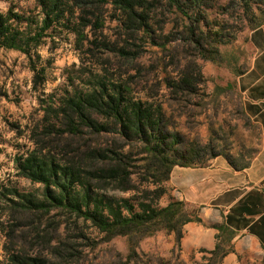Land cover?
<instances>
[{"label": "trees", "instance_id": "obj_1", "mask_svg": "<svg viewBox=\"0 0 264 264\" xmlns=\"http://www.w3.org/2000/svg\"><path fill=\"white\" fill-rule=\"evenodd\" d=\"M237 1L252 18V29L264 25V0ZM218 2L36 0L40 7L39 19L13 8L0 11V47L27 55L35 89L46 80V67L39 63L40 47L48 37L56 34V30L74 33L81 46L85 42L88 44L90 52L99 48L129 63L143 54L144 40L149 38L164 47L169 42L182 40L201 58L220 64L224 61L220 45L231 43L236 34L228 31L227 25L208 18L207 9L219 6ZM107 6L112 7L111 16L119 21L122 35H125L124 43L120 39H109L99 31L105 26ZM163 6L175 9L187 22L179 33H168L159 43L154 36L153 20L154 13ZM111 74L106 67L89 69L87 77L82 79L83 87L78 88L72 81L73 88L66 89L64 94L55 97L50 93L43 99V115L32 130L35 147L17 157L15 162L18 174L43 184V191L36 195L14 187L9 189L12 196L7 200L13 213L40 221L34 226L37 238L60 260L42 253H30L24 248H10L7 264H67L69 258L76 256L74 243L56 236L63 221H52L53 211L69 214L74 217L75 224L80 220L90 222L104 234L105 240L126 236L132 253L143 238L160 230L174 232L181 245L185 224L200 222L201 217L197 208L190 210L185 201L173 196L166 205L159 204L167 190H171L167 180L173 167L203 164L224 155L233 167L243 169L257 153L258 149H252L247 154L239 152L233 156L224 148L215 149L210 144L181 148L178 133L167 129L168 119L162 105L135 92L132 74ZM203 80L201 70L195 65L185 70L179 79L168 80L167 84L176 93H196ZM135 144L140 145L139 152L132 151ZM205 152H208L207 157H204ZM109 189L131 192V195L109 194ZM45 216L48 222L41 228ZM219 229L224 230V227ZM76 237L87 244L99 242L83 233ZM56 238L60 239L59 244L52 245ZM226 240L227 237H222L212 250L201 249L210 254L206 264L214 260L222 264L225 256L234 251L225 246ZM60 245H64V249Z\"/></svg>", "mask_w": 264, "mask_h": 264}, {"label": "rangeland", "instance_id": "obj_2", "mask_svg": "<svg viewBox=\"0 0 264 264\" xmlns=\"http://www.w3.org/2000/svg\"><path fill=\"white\" fill-rule=\"evenodd\" d=\"M218 3L219 6L207 9L208 18L227 25L228 31L236 34L231 43L220 45L224 57L220 64L201 58L190 44L182 40L169 42L164 47L149 38L144 40L143 54L129 63L99 48L90 52L88 44L85 42L81 46L74 33L56 30V34L48 37L40 47L39 63L46 67V80L35 89L27 55L0 47V264H7L10 248H24L30 253H42L60 260L37 238L34 226L40 221L36 217L32 219L13 213L8 208L7 199L12 196L9 189L14 187L21 192L41 195L43 184L19 175L16 158L35 147L32 130L43 115V99L47 94L53 93L55 97L64 94L66 89L73 88L72 81L78 88L83 87L82 79L87 77L89 69L106 67L112 76L132 74L135 92L162 105L168 119L167 129L178 133L181 148L210 144L235 156L260 147L261 133L247 115L243 95L235 83L239 72L253 65L261 51L252 38L255 30L250 26L252 18L244 13L242 3L237 0H219ZM254 7L259 13L257 6ZM10 8L34 19L40 17L36 0H0V11L6 12ZM105 13V26L99 31L109 39H120L124 43L125 35H122L119 21L111 16L112 7L107 6ZM186 22L175 9L160 7L154 13L155 39L163 42L166 34L179 33ZM86 32L93 37L89 29ZM195 65L204 79L196 93H176L168 87V80L179 79L185 70ZM131 149L139 152L140 145L135 144ZM207 156L208 152H205L204 157ZM163 184L166 186V181ZM107 193L131 195V192L115 189H109ZM171 199L172 192L168 189L159 204L166 205ZM50 215L52 221H63L55 232L56 236L74 243L77 248L76 256L69 258L67 264H206L210 258V254L201 249H184L176 241L174 232L157 231L143 238L132 253L126 236L105 240L104 234L90 222L80 220L75 224L74 217L63 212L53 211ZM47 219L48 216L42 219L41 228L47 224ZM78 233L99 242L87 244L76 237ZM58 238L51 244H59ZM60 246L64 249V245ZM212 264L218 262L214 260ZM226 264H264V254L257 250L244 251L237 255L235 262Z\"/></svg>", "mask_w": 264, "mask_h": 264}, {"label": "crops", "instance_id": "obj_3", "mask_svg": "<svg viewBox=\"0 0 264 264\" xmlns=\"http://www.w3.org/2000/svg\"><path fill=\"white\" fill-rule=\"evenodd\" d=\"M252 38L261 51L235 83L247 115L261 133L257 153L243 169L233 167L224 155L194 166L175 165L167 180L172 196L197 208L201 217L200 222L185 224L181 246L212 250L227 237L225 246L234 251L225 256L224 264L235 262L244 251L264 254V26L256 28Z\"/></svg>", "mask_w": 264, "mask_h": 264}]
</instances>
